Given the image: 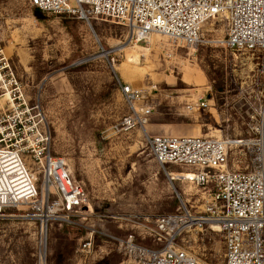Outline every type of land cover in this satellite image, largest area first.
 <instances>
[{
  "label": "rangeland",
  "instance_id": "obj_1",
  "mask_svg": "<svg viewBox=\"0 0 264 264\" xmlns=\"http://www.w3.org/2000/svg\"><path fill=\"white\" fill-rule=\"evenodd\" d=\"M38 14L26 0H0V50L30 102L39 101L52 155L65 160L91 214L74 223L53 221L45 234L31 205L7 210L0 217V264H126L116 240L134 235L155 248L144 227L176 212L179 199L197 190L171 180L188 170L159 166L145 132L176 136L183 129L187 136L227 139L229 168H245V144L264 98L263 53L221 46L227 29L217 21L204 26L200 46L188 49L157 35L152 43L129 44L127 29L110 21ZM136 45L148 50H140L138 63L128 61ZM116 79L135 89L154 88L148 94L156 106L144 130L118 131L127 107ZM198 99L209 100V109L178 114ZM26 163L41 195L42 175L30 158ZM87 240L92 250L81 253ZM180 241L198 264H224L219 232L186 233Z\"/></svg>",
  "mask_w": 264,
  "mask_h": 264
},
{
  "label": "built area",
  "instance_id": "obj_2",
  "mask_svg": "<svg viewBox=\"0 0 264 264\" xmlns=\"http://www.w3.org/2000/svg\"><path fill=\"white\" fill-rule=\"evenodd\" d=\"M41 13L76 17L89 24L100 19L123 26L128 43H147L157 35L174 48L194 49L202 44L201 32L209 22L227 29L220 41L228 49L261 51L264 58V0H26ZM111 64L114 60L111 59ZM127 113L119 132L142 130L156 106L154 91L135 89L116 79ZM155 92V91H154ZM210 101L198 99L182 114L208 110ZM245 144V168H229L230 142L195 136L147 135L145 143L161 167L187 169L185 181L197 189L176 212L159 215L144 235L155 248L147 249L134 235L116 240L126 264H198L180 237L186 233L217 231L224 244V264H264V98ZM52 136L39 101L33 104L0 50V217L19 205H31L42 233L53 221L85 220L91 209L82 187L71 176L63 158L51 152ZM42 175L37 179L26 160ZM190 174V176H188ZM192 201L191 205H188ZM90 240L80 244L90 253Z\"/></svg>",
  "mask_w": 264,
  "mask_h": 264
},
{
  "label": "bare ground",
  "instance_id": "obj_3",
  "mask_svg": "<svg viewBox=\"0 0 264 264\" xmlns=\"http://www.w3.org/2000/svg\"><path fill=\"white\" fill-rule=\"evenodd\" d=\"M153 36H156V35H153ZM151 37L148 39L149 43H152L153 42V39L154 38H151ZM133 48L135 49L134 54L132 56H130V57L128 56L129 57V60L128 61H133L134 63H138L139 62V52H140V50H142V51H148V50L147 49H144V48H142L140 46H137V45L135 47H133ZM122 49H124V46L123 45L122 46H119L117 48V50H122ZM106 54H107V52L104 53V55H106ZM187 75H188V73H187ZM171 175L173 176V178L171 180H175L177 177H185V175H187V173H181V174H176V175L175 174H171ZM188 176H190V174Z\"/></svg>",
  "mask_w": 264,
  "mask_h": 264
},
{
  "label": "crops",
  "instance_id": "obj_4",
  "mask_svg": "<svg viewBox=\"0 0 264 264\" xmlns=\"http://www.w3.org/2000/svg\"><path fill=\"white\" fill-rule=\"evenodd\" d=\"M157 132L158 133H162V132H165L164 131V129H162V128H159L158 130H157ZM186 134H188V133H185L184 131H183V129L180 131V133H176L175 135L176 136H187ZM169 136H173V135H169Z\"/></svg>",
  "mask_w": 264,
  "mask_h": 264
},
{
  "label": "trees",
  "instance_id": "obj_5",
  "mask_svg": "<svg viewBox=\"0 0 264 264\" xmlns=\"http://www.w3.org/2000/svg\"><path fill=\"white\" fill-rule=\"evenodd\" d=\"M38 12H39V11H36V10H35V14H36L37 17H39ZM39 18H40V17H39Z\"/></svg>",
  "mask_w": 264,
  "mask_h": 264
}]
</instances>
